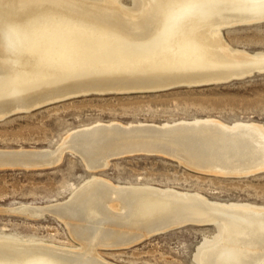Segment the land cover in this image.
I'll use <instances>...</instances> for the list:
<instances>
[{"label":"bare ground","instance_id":"1","mask_svg":"<svg viewBox=\"0 0 264 264\" xmlns=\"http://www.w3.org/2000/svg\"><path fill=\"white\" fill-rule=\"evenodd\" d=\"M120 2L0 0V119L86 89H161L264 72V54L233 50L221 33L264 20V0H138L135 12ZM66 148L93 172L116 155L153 150L193 169L241 174L264 170V125L213 119L98 123L69 133L53 151L0 149V163L30 165L53 154L59 160ZM23 208L36 211L32 217L50 212L67 223L79 245L0 238V264H115L98 250L128 248L186 223L221 228L200 264H264V208L217 204L152 185H116L97 176L65 204L15 209Z\"/></svg>","mask_w":264,"mask_h":264},{"label":"rangeland","instance_id":"2","mask_svg":"<svg viewBox=\"0 0 264 264\" xmlns=\"http://www.w3.org/2000/svg\"><path fill=\"white\" fill-rule=\"evenodd\" d=\"M120 3L130 12L140 7L138 0ZM221 33L233 50L264 54V20L225 28ZM170 86L124 92L123 88L86 89V93L12 114L0 119V149L53 151L69 133L98 123L169 125L213 119L230 125H264V72L221 83ZM62 151L52 167L0 168V238L77 247L69 225L50 212L31 218L15 208L65 204L74 191L96 176L116 185H152L201 195L217 204L264 208V172L241 178L198 171L164 154H134L112 158L97 173L86 168L76 151ZM54 156L40 163L56 162ZM220 229L218 224H189L128 248L98 252L115 264H200L202 251L219 241Z\"/></svg>","mask_w":264,"mask_h":264},{"label":"water","instance_id":"3","mask_svg":"<svg viewBox=\"0 0 264 264\" xmlns=\"http://www.w3.org/2000/svg\"><path fill=\"white\" fill-rule=\"evenodd\" d=\"M255 73H257V72H255ZM48 104H50V103H48ZM45 105H47V104H44V105H42V106H39V108L40 107H43V106H45ZM66 150H67V148H66ZM69 150V149H68ZM75 152V151H74ZM78 158H79V160L82 162V163H84L85 161H84V159H83V157L81 156V155H79L78 153H74ZM134 154H157V152H155V151H153V150H141V151H135V152H130V153H128V155H134ZM117 157H119L118 155H116ZM115 156V157H116ZM121 156V155H120ZM124 156V155H123ZM61 158V157H60ZM60 158H59V160H60ZM111 158H113V157H111ZM111 158H110V160H111ZM177 157H174V159L175 160H179L178 158L176 159ZM59 160H57L56 162H53V163H32V164H30V165H20L19 163H14L13 165H9V164H11V162H9V163H7L6 161L5 162H3V163H0V168H19V169H41V168H45V167H52V166H54L56 163H58L59 162ZM180 161V160H179ZM181 162H183V161H181ZM183 163H185V162H183ZM185 164H187V163H185ZM187 166H191L192 168H197V167H194V166H192V165H189V164H187ZM88 170H93V169H90L89 167H86ZM203 168H201V169H196V170H202ZM204 170V169H203ZM204 172V171H203ZM261 172H264V170H256V169H242L241 170V174H239V173H229V172H226L224 175H228V176H234V177H241V178H244V177H249V176H252V175H255V174H258V173H261ZM18 211H21V213H23V214H25V215H28L29 217L31 216H35V212L36 211H34L33 209H30V208H26V209H21V210H18ZM32 218H35V217H32ZM189 224H191V223H186L185 225H189ZM185 225H181V226H177V227H172V228H170V229H168V230H165V231H162V232H159V233H155V234H152L151 236H149V237H152V236H154V235H157V234H160V233H164V232H167V231H170V230H172V229H175V228H179V227H182V226H185ZM148 237V238H149ZM143 240V239H142ZM141 240V241H142ZM141 241H139V242H141ZM133 246V245H132Z\"/></svg>","mask_w":264,"mask_h":264}]
</instances>
